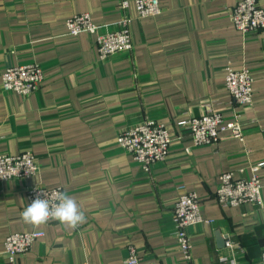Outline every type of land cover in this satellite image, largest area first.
<instances>
[{
    "label": "crops",
    "instance_id": "crops-1",
    "mask_svg": "<svg viewBox=\"0 0 264 264\" xmlns=\"http://www.w3.org/2000/svg\"><path fill=\"white\" fill-rule=\"evenodd\" d=\"M0 0V76L35 63L44 74L36 93L8 94L0 79V155L32 152L39 172L0 181V264L13 233L42 231L13 264H125L128 248L144 264H255L264 249V30L237 31L230 11L241 0H159L160 14L138 18L132 0ZM264 8V0H256ZM88 13L98 32L127 22L132 52L98 59L95 36H71L65 21ZM227 69L250 71L252 103L237 106ZM210 111L241 124L242 139L224 133L196 146L189 121ZM155 121L171 136L165 161L149 173L116 140L127 128ZM260 179L262 208L222 207L219 177ZM60 187L76 200L86 223L26 224L27 187ZM195 193L201 223L185 232V257L175 237L173 207ZM225 238L220 244L216 234ZM229 240L230 246H226Z\"/></svg>",
    "mask_w": 264,
    "mask_h": 264
},
{
    "label": "built area",
    "instance_id": "built-area-1",
    "mask_svg": "<svg viewBox=\"0 0 264 264\" xmlns=\"http://www.w3.org/2000/svg\"><path fill=\"white\" fill-rule=\"evenodd\" d=\"M138 18L158 16L161 12L159 0H132ZM256 0H241L230 11V20L234 28L242 35L248 36L264 30V8L257 5ZM121 9L125 10L129 4L122 0ZM67 32L75 37L81 33L95 36L98 59L105 60L115 53L132 52V40L127 22L113 32L99 33L88 13L75 14L65 21ZM44 80L42 68L37 64L11 66L1 75V89L6 93H16L26 97L34 93ZM225 89L229 92L233 102L242 108L252 103V77L247 69H227L225 75ZM179 126H187L191 138L196 146L216 143L221 135L230 133L232 137L242 139L241 124L238 121H226L223 115L210 111L203 115L192 117L189 121H181ZM117 145L129 155L144 173H149L156 163L166 160L170 151L171 136L165 125L155 121H145L131 126L119 133ZM33 153L25 151L12 156L0 155V181L12 179H29L39 171ZM231 173H223L219 177L215 191V199L222 207H239L246 203H253L262 208L261 183L255 174L245 179L234 180ZM54 192H63L60 187L46 188L41 185H32L25 191V207L33 202L37 196L41 199L52 198ZM46 194V195H45ZM200 200L195 193H187L178 198L173 207V221L176 226L175 237L181 252L185 257L190 253V242L185 230L202 222L200 214ZM55 221L49 220L46 224ZM44 233L32 231L27 233H13L4 241V255L9 264L28 253L32 245ZM226 246H230L229 240ZM125 264H144L136 255L133 247L128 248ZM152 264V263H149ZM255 264H264V249L261 251L260 261Z\"/></svg>",
    "mask_w": 264,
    "mask_h": 264
},
{
    "label": "clouds",
    "instance_id": "clouds-1",
    "mask_svg": "<svg viewBox=\"0 0 264 264\" xmlns=\"http://www.w3.org/2000/svg\"><path fill=\"white\" fill-rule=\"evenodd\" d=\"M21 218L26 224L34 227L44 225L49 220H56L73 230L86 223L85 213L80 210L76 200L63 192H54L51 199H41L37 196L22 211Z\"/></svg>",
    "mask_w": 264,
    "mask_h": 264
},
{
    "label": "rangeland",
    "instance_id": "rangeland-1",
    "mask_svg": "<svg viewBox=\"0 0 264 264\" xmlns=\"http://www.w3.org/2000/svg\"><path fill=\"white\" fill-rule=\"evenodd\" d=\"M75 37H76V36H75ZM28 64H32V63H28ZM34 64H35V63H34ZM18 65H22V64H17L16 66H18ZM24 65H27V64H24ZM11 66H15V65H11ZM11 66H10V67H11ZM6 68H8V67H6ZM6 68L3 69L2 73L5 71ZM2 73H1V75H2ZM0 79H1V76H0ZM43 81H44V80H43ZM36 91H37V90H36ZM36 91H35L34 93H36ZM5 93H6V92H5ZM34 93H32V94H34ZM8 94H14V93H8ZM15 94H16V93H15ZM32 94H30V95H32ZM20 96H21V95H20ZM28 96H29V95H28ZM21 97H22V96H21ZM26 97H27V96H26Z\"/></svg>",
    "mask_w": 264,
    "mask_h": 264
},
{
    "label": "water",
    "instance_id": "water-1",
    "mask_svg": "<svg viewBox=\"0 0 264 264\" xmlns=\"http://www.w3.org/2000/svg\"><path fill=\"white\" fill-rule=\"evenodd\" d=\"M216 236H217V239H218V241L220 242V244H223L225 238H221L220 235H219V233H217Z\"/></svg>",
    "mask_w": 264,
    "mask_h": 264
}]
</instances>
